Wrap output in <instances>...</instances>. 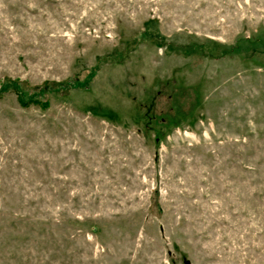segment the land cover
I'll list each match as a JSON object with an SVG mask.
<instances>
[{
  "label": "rangeland",
  "instance_id": "1",
  "mask_svg": "<svg viewBox=\"0 0 264 264\" xmlns=\"http://www.w3.org/2000/svg\"><path fill=\"white\" fill-rule=\"evenodd\" d=\"M0 264H264V0H0Z\"/></svg>",
  "mask_w": 264,
  "mask_h": 264
},
{
  "label": "trees",
  "instance_id": "2",
  "mask_svg": "<svg viewBox=\"0 0 264 264\" xmlns=\"http://www.w3.org/2000/svg\"><path fill=\"white\" fill-rule=\"evenodd\" d=\"M68 86H69V84H68Z\"/></svg>",
  "mask_w": 264,
  "mask_h": 264
}]
</instances>
